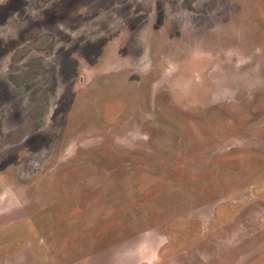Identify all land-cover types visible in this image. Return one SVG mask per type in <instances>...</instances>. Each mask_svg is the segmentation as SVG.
Returning a JSON list of instances; mask_svg holds the SVG:
<instances>
[{"label": "rangeland", "instance_id": "1", "mask_svg": "<svg viewBox=\"0 0 264 264\" xmlns=\"http://www.w3.org/2000/svg\"><path fill=\"white\" fill-rule=\"evenodd\" d=\"M0 264H264V0H0Z\"/></svg>", "mask_w": 264, "mask_h": 264}]
</instances>
